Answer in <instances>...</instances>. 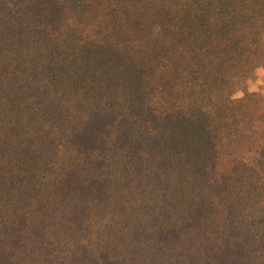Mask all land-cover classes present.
I'll return each instance as SVG.
<instances>
[{"label":"trees","instance_id":"trees-1","mask_svg":"<svg viewBox=\"0 0 264 264\" xmlns=\"http://www.w3.org/2000/svg\"><path fill=\"white\" fill-rule=\"evenodd\" d=\"M263 64L264 0H0V264H264Z\"/></svg>","mask_w":264,"mask_h":264},{"label":"rangeland","instance_id":"rangeland-1","mask_svg":"<svg viewBox=\"0 0 264 264\" xmlns=\"http://www.w3.org/2000/svg\"><path fill=\"white\" fill-rule=\"evenodd\" d=\"M250 91H259L264 97V64L259 66L253 78L245 85ZM243 94V87H235L227 92L220 93L216 96L218 102H224L229 99L240 97Z\"/></svg>","mask_w":264,"mask_h":264}]
</instances>
